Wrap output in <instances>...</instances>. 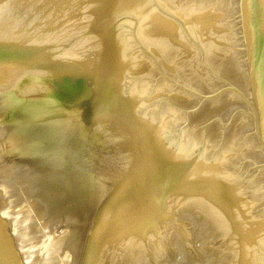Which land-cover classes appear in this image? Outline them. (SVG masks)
<instances>
[{"label":"water","instance_id":"water-1","mask_svg":"<svg viewBox=\"0 0 264 264\" xmlns=\"http://www.w3.org/2000/svg\"><path fill=\"white\" fill-rule=\"evenodd\" d=\"M0 264H264V0H0Z\"/></svg>","mask_w":264,"mask_h":264}]
</instances>
